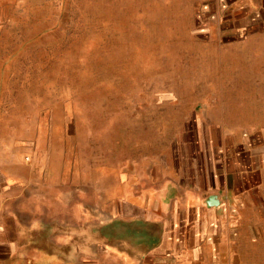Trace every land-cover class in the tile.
Instances as JSON below:
<instances>
[{
	"label": "rangeland",
	"instance_id": "rangeland-1",
	"mask_svg": "<svg viewBox=\"0 0 264 264\" xmlns=\"http://www.w3.org/2000/svg\"><path fill=\"white\" fill-rule=\"evenodd\" d=\"M247 1L0 0V149H40L24 161L44 165L54 225L60 210L65 226L91 220L88 206L120 227L126 194L211 162L196 149H251L264 5ZM263 198L219 222L240 226L219 245L239 241L246 264L264 261Z\"/></svg>",
	"mask_w": 264,
	"mask_h": 264
},
{
	"label": "crops",
	"instance_id": "crops-1",
	"mask_svg": "<svg viewBox=\"0 0 264 264\" xmlns=\"http://www.w3.org/2000/svg\"><path fill=\"white\" fill-rule=\"evenodd\" d=\"M255 128L251 149H196L212 154L198 175L186 179L175 167L176 181L161 190L126 194L116 214L120 227L107 224L113 215L106 209L100 216L88 206L82 215L91 220L65 226L60 210L54 225L44 165L24 161L28 154L39 159L40 149H0V264H246L239 241L230 253L219 245L220 233L240 234V226L219 222L236 208L250 216L263 195L264 129Z\"/></svg>",
	"mask_w": 264,
	"mask_h": 264
},
{
	"label": "water",
	"instance_id": "water-1",
	"mask_svg": "<svg viewBox=\"0 0 264 264\" xmlns=\"http://www.w3.org/2000/svg\"><path fill=\"white\" fill-rule=\"evenodd\" d=\"M211 202H213V198L212 197H210L209 200H208V203H211Z\"/></svg>",
	"mask_w": 264,
	"mask_h": 264
}]
</instances>
